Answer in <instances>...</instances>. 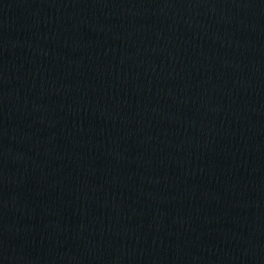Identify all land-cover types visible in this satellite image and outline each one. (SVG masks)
Here are the masks:
<instances>
[{"label":"water","instance_id":"95a60500","mask_svg":"<svg viewBox=\"0 0 264 264\" xmlns=\"http://www.w3.org/2000/svg\"><path fill=\"white\" fill-rule=\"evenodd\" d=\"M0 264H264V0H0Z\"/></svg>","mask_w":264,"mask_h":264}]
</instances>
